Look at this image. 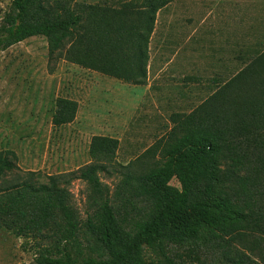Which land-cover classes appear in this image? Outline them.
<instances>
[{"label":"trees","instance_id":"obj_1","mask_svg":"<svg viewBox=\"0 0 264 264\" xmlns=\"http://www.w3.org/2000/svg\"><path fill=\"white\" fill-rule=\"evenodd\" d=\"M166 1L142 0V21L124 31L106 2L12 0L0 24V49L33 35H44L51 51L67 40L71 60L106 73L116 69L115 55L130 49L133 59L124 78L142 84L148 39ZM118 3V10L127 8L126 1ZM263 75L264 50L191 112L175 114L180 135L160 164L123 173L118 187L128 197L121 205L105 197L81 223L56 176L40 184L2 180L0 228L20 235L55 226L53 245L27 264H203L200 252L247 264L231 255V245L252 233L264 237ZM75 110V102L59 98L53 123L70 122ZM117 147L116 138L93 136L92 161L78 169L76 177L100 195L105 186L99 173L115 163ZM10 153L0 152V177L15 167ZM173 178L179 187L170 183Z\"/></svg>","mask_w":264,"mask_h":264},{"label":"rangeland","instance_id":"obj_2","mask_svg":"<svg viewBox=\"0 0 264 264\" xmlns=\"http://www.w3.org/2000/svg\"><path fill=\"white\" fill-rule=\"evenodd\" d=\"M11 1L0 0V24ZM78 1L106 2L124 31L142 21V0H124L122 11L119 0ZM69 50L65 40L51 51L44 35L0 49V152H13L9 158L15 166L0 177V185L2 180L48 183L54 175L69 191L82 223L105 197L113 205L126 201L128 194L118 187L125 171L161 163L164 150L180 135L175 114L191 112L264 50V0H167L155 15L142 84L124 78L133 59L130 49L115 55L117 67L109 73L71 60ZM59 98L75 102L76 110L70 122L56 125L52 118ZM95 135L118 140L115 163L99 173L103 195L76 177L92 161L89 145ZM170 183L179 187L175 178ZM54 229L51 224L40 233L17 235L2 225L0 264H27L47 253ZM231 255L264 264V237L252 233L233 241ZM199 259L230 264L218 252H200Z\"/></svg>","mask_w":264,"mask_h":264}]
</instances>
